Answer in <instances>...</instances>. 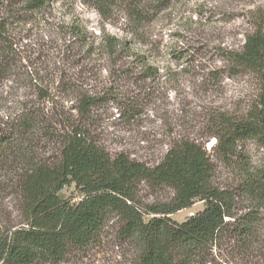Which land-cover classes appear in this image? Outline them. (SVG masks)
Returning a JSON list of instances; mask_svg holds the SVG:
<instances>
[{
    "label": "rangeland",
    "instance_id": "obj_1",
    "mask_svg": "<svg viewBox=\"0 0 264 264\" xmlns=\"http://www.w3.org/2000/svg\"><path fill=\"white\" fill-rule=\"evenodd\" d=\"M26 1L1 0L4 133L26 114L51 129L56 120L71 119L111 156L122 153L148 166L163 158L173 139H190L210 154L214 186L231 192L237 191L243 166L264 171V150L254 141L237 144L230 159L212 152L215 118L242 117L256 103V76L234 69L229 55L239 51L251 33L264 0H170L164 6L147 0L139 8L145 17L141 23L128 15L124 0H116L105 18L91 0H47L40 9L27 7ZM102 38L124 44L114 59L106 55ZM79 51L83 58L72 61ZM65 84L98 98L87 116L70 110L77 104L65 102ZM39 140L38 156L55 154L56 145L43 131ZM9 162L0 159L1 227L20 221L17 178L8 173ZM58 195L70 204L82 198L74 184ZM137 196L150 205L169 200L171 192L141 183ZM246 207L237 198L233 212L240 216ZM202 210L203 202L195 201L170 219L181 223ZM260 215L259 241L251 251L244 253L239 242L226 235L211 250V259L217 264H264V213ZM118 233L119 224L110 221L96 246L72 251L62 264H128L132 246Z\"/></svg>",
    "mask_w": 264,
    "mask_h": 264
},
{
    "label": "trees",
    "instance_id": "obj_2",
    "mask_svg": "<svg viewBox=\"0 0 264 264\" xmlns=\"http://www.w3.org/2000/svg\"><path fill=\"white\" fill-rule=\"evenodd\" d=\"M46 1L27 0L26 4L40 9ZM145 1L122 3L128 15L141 23L145 17L139 8ZM151 1L162 6L170 2ZM90 2L104 18L117 3ZM4 28L0 21V59L5 53ZM102 43L109 59L124 45L113 38H102ZM79 52L72 61L83 58V51ZM229 56L234 69L256 76L258 92L256 103L244 116L215 118L212 152L225 160L234 156L237 144L243 141H254L264 150V7L240 50ZM2 67L0 60V70ZM60 80L65 83L64 77ZM63 90L65 102L77 104L70 110L78 117L87 116L98 101L70 84ZM9 127L6 133L0 130V159H9L8 173L17 178L20 221L0 226V264H62L72 251L96 246L112 220L119 224V237L132 246L128 264H217L211 259V250L226 235L233 236L244 253L259 241L264 171L243 166L237 191L231 192L214 186L210 154L190 139H173L163 158L148 166L122 153L111 156L71 119L56 120L51 129L36 116L26 114ZM42 131L47 141L56 145L55 154L46 158L37 151ZM141 183L166 187L170 199L143 205L137 196ZM71 184L82 196L76 204L58 195ZM237 198L247 204L240 216L233 212ZM195 201L203 202L201 212L181 223L170 219Z\"/></svg>",
    "mask_w": 264,
    "mask_h": 264
}]
</instances>
